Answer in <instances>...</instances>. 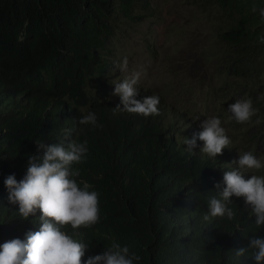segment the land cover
<instances>
[{
  "label": "trees",
  "instance_id": "1",
  "mask_svg": "<svg viewBox=\"0 0 264 264\" xmlns=\"http://www.w3.org/2000/svg\"><path fill=\"white\" fill-rule=\"evenodd\" d=\"M109 1L92 2L94 14L83 25L91 29L83 40L77 36L75 45H67L65 34L72 27L71 19L51 13L55 0H0V22H8L0 37V61H6L7 68L20 67L23 76L31 68L43 66L61 80L63 85L45 91L59 94L58 99L71 109L68 123L76 129L77 141L88 142L86 161L73 168L80 170L78 182L89 183L90 190L99 193L100 220L82 227L81 236L73 230L71 233L85 237L75 239L88 245L90 257L117 242L141 257L134 264H257L251 250L241 257L235 255V250L247 247L254 235H264V226L256 225L243 197L231 198L232 220H205L204 216L209 212L208 200L225 186L221 173L224 161H238L239 153L251 151L264 164V20L259 13L264 0H142L137 21L156 17L159 8L163 11L156 28L159 34L152 33L146 39L149 49L143 52L166 57L169 65L163 67V74L166 69L176 70L170 83L157 79L162 70L152 72L156 77L145 87L146 93L142 96L139 92L136 98L140 100L149 95L160 98L159 115L147 117L114 112L109 91L101 92L94 83V76L102 77L107 70L110 73L112 62L115 64V51L108 43L116 26L105 20ZM170 3L181 16L208 21V41L198 53L197 67L193 65L188 72L170 66L172 61H187L182 54L186 37L172 19ZM25 26L21 42L16 31ZM60 27L65 34L56 36ZM98 46V52L88 53ZM58 55L61 60L46 65ZM130 57L133 60V54ZM44 87L39 81L26 86L25 92L40 89L43 93ZM13 91L11 113L0 118V244L18 238L16 233L29 225L28 219L19 215V205L9 202L5 179L13 174L17 181L22 179L39 134L41 140L53 144L61 132L57 113L45 130H38L25 114L27 105L15 100ZM241 98H250L258 110L247 123L236 122L228 111V105ZM89 111L96 113L101 127L78 122ZM210 117L221 119L232 148L224 156L210 158L201 153L194 160L184 144L189 135L184 127L192 132L195 122L200 124ZM37 152L38 147L35 155ZM234 168L238 163L234 162ZM252 174L264 176V167L246 171L244 178Z\"/></svg>",
  "mask_w": 264,
  "mask_h": 264
},
{
  "label": "clouds",
  "instance_id": "2",
  "mask_svg": "<svg viewBox=\"0 0 264 264\" xmlns=\"http://www.w3.org/2000/svg\"><path fill=\"white\" fill-rule=\"evenodd\" d=\"M93 1L55 0L51 13H60L63 17L71 19L69 22L72 23V27L66 34L62 27L55 30L56 36L66 35L67 45H75L73 40L77 36H82L83 40L91 29V26L84 28L83 25L94 14ZM141 1L111 0L108 2L105 20L112 26H116L112 33L114 36L108 43L110 50L115 51L113 55L115 64L112 62L110 73L107 70L102 77L94 76V83L101 92L109 91L114 112L126 111L147 117L159 115V96L149 95L143 100L137 99L139 92L142 96L146 93L143 70L139 68V71L134 70L129 73L127 58L120 63L116 62V46L119 41L143 44L142 51L149 49L146 39L150 38L153 32L148 30H156L163 16V11L159 8L156 17L137 21ZM260 6L259 13L264 20V3ZM253 11L256 9L254 8ZM130 14L132 17H128ZM149 20L153 22V27L147 25L144 28ZM2 23L0 22V37L8 29V22ZM26 32V26L16 31L21 42ZM261 40L264 41V37H261ZM99 47H95L88 53L98 52L101 49ZM61 59L62 56L58 55L55 59L48 60L46 65ZM131 62L136 69L135 62L133 60ZM3 63L7 62L0 61V118L11 113L8 112L11 110L9 98L10 92L14 89L15 100L27 105L25 114L38 125V130H45L51 118L57 113L56 124L61 132L55 136L53 144H50L49 140H41V134H39L34 141L32 155L28 157L25 175L19 181L14 174L9 175L4 181L9 192V202L19 205V215L28 219L29 225L25 230L16 233L18 238L0 244V264H82V262L134 264L140 261L139 255L130 253L128 246H121L117 242H113L100 254L90 257L88 245L75 239L85 240V237L73 235L71 230L80 235L82 227H91L100 220L99 193L90 190L92 185L89 183L78 182L80 170L73 168L74 165L86 161L88 142L87 140L77 141L76 129L68 123L71 121L69 120L71 109L58 99L59 94L45 91L48 87L63 85L61 80L54 78L53 73H47L43 66L31 68L30 73L23 76L20 73V67L7 68ZM101 67L103 66L97 68ZM116 69H119L121 73ZM39 81L44 82L43 93L40 89L32 94L25 92L26 86ZM65 96L69 98L68 95ZM82 111L83 107H81ZM228 111L236 122L247 123L258 110L253 107L250 98H241L229 104ZM78 122L84 125L90 124L93 127L102 126L98 124L96 113L92 111L81 115ZM195 123L197 125L192 132H189L188 127H184V131L189 134L184 144L187 145V151L192 152L191 157L194 160H198L201 153L215 158L224 156L231 150V140L225 128L222 127L221 119L210 117L201 121L200 124ZM37 147L38 152L35 155ZM234 162L238 163V168H234ZM262 167L264 164L261 159H258L251 151L239 153L238 161L235 159L224 161L221 173H224L225 186L217 192L218 196L208 200L209 212L205 214L204 219L208 220L210 217L234 219L235 212L229 204L232 201L231 198L235 196L244 198L246 206H250L252 214L256 217V225L264 226V176L252 174L250 178H244L246 171L259 170ZM216 188L220 189L219 183L216 184ZM249 250H251L250 256L257 264H264V235H254L247 247L235 250V255L241 257Z\"/></svg>",
  "mask_w": 264,
  "mask_h": 264
},
{
  "label": "rangeland",
  "instance_id": "3",
  "mask_svg": "<svg viewBox=\"0 0 264 264\" xmlns=\"http://www.w3.org/2000/svg\"><path fill=\"white\" fill-rule=\"evenodd\" d=\"M170 5L174 8V9L169 8V10H171L174 13L172 15V19L175 20V24H178L180 27H182V28H180V31L186 37L182 41V45H184V52L182 54L183 55L185 54L187 57L186 62L178 60V63H175L174 61H172L170 66H177V67H180L179 70H181V71L187 70L186 72H188V70L192 69L193 65L195 67H197L196 66V63H197L196 60L198 57V53L202 52L201 47L203 45H206V42L208 41V35H209L208 34V26H207L208 21L205 22L204 20L199 21V20L189 19L188 14L181 16V14L178 13V11L176 10L177 7L171 3H170ZM166 10L167 9H165V11ZM147 25L150 27H153L154 24L151 20H149L145 24L144 28L147 27ZM163 25L164 24L162 21L161 26H163ZM204 30H205V32H204ZM148 31H152L155 35L159 34L158 29L157 30H148ZM142 47H143V44L128 43V42L119 41L117 43V46H116V62L120 63L123 61L124 58H127L128 70H129L128 72L129 73H131L134 70L139 71L138 70L139 68L141 70H143L142 72H143V76H144V81L146 82L145 87H148V85H150L151 82L156 77V75L154 73L152 74V72H154V71H155V73L160 72V70H162L164 66L169 65V62L166 60V57H163V56H160V57L150 56L149 54L142 51ZM137 48L139 51H136ZM170 51L173 52L174 49L173 50L171 49ZM131 54H133V60L135 62L134 64L136 66V69L133 68V62L130 63V60H131L130 55ZM170 56H171L170 58H172V59L174 58L172 56V53ZM181 65H183L184 67ZM116 70L118 72H120L119 69H116ZM160 73H161V77L160 78L157 77V79L164 82V83H166V81H168L170 83L171 77L173 76V74L176 73V70L171 68V69H166L164 74H163V70ZM196 74L197 73L195 72V75ZM187 76L190 77V75H187ZM196 76H197V78L200 77L198 75H196ZM190 80L193 81V78L191 77ZM154 86L160 87V84L154 85ZM200 91H202V90H200ZM200 91L198 93H200ZM188 96L192 97L190 94H188Z\"/></svg>",
  "mask_w": 264,
  "mask_h": 264
}]
</instances>
